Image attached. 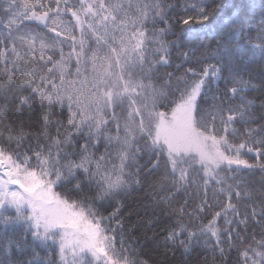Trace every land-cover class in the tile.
Returning a JSON list of instances; mask_svg holds the SVG:
<instances>
[{
  "label": "snow or ice",
  "instance_id": "snow-or-ice-1",
  "mask_svg": "<svg viewBox=\"0 0 264 264\" xmlns=\"http://www.w3.org/2000/svg\"><path fill=\"white\" fill-rule=\"evenodd\" d=\"M146 116L210 128L223 175L177 172ZM194 252L264 264V0H0V264Z\"/></svg>",
  "mask_w": 264,
  "mask_h": 264
},
{
  "label": "rangeland",
  "instance_id": "rangeland-1",
  "mask_svg": "<svg viewBox=\"0 0 264 264\" xmlns=\"http://www.w3.org/2000/svg\"><path fill=\"white\" fill-rule=\"evenodd\" d=\"M157 135H162L160 148L174 167L179 168L186 166L188 162H195L203 168L204 173H217V169L222 167L218 156L219 149L212 137L199 133L194 124L181 120L174 126L161 130V122L156 120L154 136ZM182 171L187 173V169Z\"/></svg>",
  "mask_w": 264,
  "mask_h": 264
},
{
  "label": "trees",
  "instance_id": "trees-1",
  "mask_svg": "<svg viewBox=\"0 0 264 264\" xmlns=\"http://www.w3.org/2000/svg\"><path fill=\"white\" fill-rule=\"evenodd\" d=\"M225 2H229V0H225ZM114 71L118 72L116 69H114ZM131 107L132 106L128 103L127 99H125L123 104H121L117 108L116 112H117V115L120 119L121 124L124 125L125 123H127L129 125L130 129H132L134 131L136 137L139 138L140 128H139L138 122L135 121L134 117L131 119L129 117V108H131ZM155 123H156V119L154 117L146 116L144 118V121H143L144 130L149 132L152 136H154V133H155ZM194 127L202 135L212 137L211 129L206 127L203 123L197 122L194 124ZM121 135H123V133H121ZM165 156L167 157L168 163H170L172 165L168 156L166 154H165ZM184 167H187V168H184ZM174 168L176 169L178 167H174ZM182 169L183 170L187 169L186 174L191 178V180L194 184H199L204 179L205 173L203 171V168L200 167V165L196 164L195 162H188V164H186V166L183 165V166L179 167L178 169H176V171L177 172H183ZM217 171H218L217 174L223 175L222 167L218 168ZM145 190H147V189H145ZM143 194L144 193L140 192V191L133 192L131 194V196L127 197V199L125 201L124 215L127 216L128 213L131 212L132 213L131 222H135L137 220L135 212L138 210L139 198L141 196H143ZM152 231H159V229L156 228V229H153ZM148 234L151 236L152 232H149ZM146 251L148 252L149 256H152V257L156 258V260H159L158 254L153 252L151 248L146 249ZM202 256H203L202 252H194L191 257L187 258L188 264H199ZM168 264H183V261H182L181 257L179 255H177V257L174 260L169 258Z\"/></svg>",
  "mask_w": 264,
  "mask_h": 264
}]
</instances>
